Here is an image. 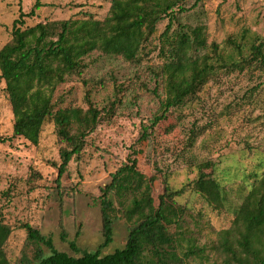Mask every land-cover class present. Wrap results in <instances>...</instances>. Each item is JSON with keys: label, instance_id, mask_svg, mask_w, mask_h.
Instances as JSON below:
<instances>
[{"label": "rangeland", "instance_id": "rangeland-1", "mask_svg": "<svg viewBox=\"0 0 264 264\" xmlns=\"http://www.w3.org/2000/svg\"><path fill=\"white\" fill-rule=\"evenodd\" d=\"M182 1L186 11L179 15V22L191 29L204 26L208 44L218 46L223 56L250 59L251 45L264 39V0ZM40 2L36 15L24 18V29L85 16L103 20L111 6V0ZM35 3L0 0V50L12 41L14 22L29 14ZM167 23L158 25L138 62L93 53L84 59L81 73L58 86L55 110L93 107L101 112L99 125L60 183L56 181L60 153L68 145L59 139L51 118L38 145L13 137L14 116L0 77V220L12 229L5 245L11 264H24V259L40 264L38 250L43 257L53 250L79 257L99 249L103 243L101 190L126 163L131 147L139 152V168L148 176L157 175L155 194H162L166 184L174 190L186 189L172 203L183 211V220L170 229L178 238L172 251L180 258L171 264H227L225 254L216 249L218 234L231 227L237 208L264 172V70L255 62L226 65L197 95L151 128L166 98L157 75L164 61L159 37ZM235 45L241 47L242 56ZM144 127L149 137L139 141ZM202 164H210L205 172L222 187L225 202L220 209L193 188ZM120 208L117 204L113 242L101 250L103 255L124 247L134 225L122 217ZM24 225L50 238L53 250L30 242ZM190 249L202 253L186 257ZM151 258L145 251L140 264H160Z\"/></svg>", "mask_w": 264, "mask_h": 264}, {"label": "trees", "instance_id": "trees-1", "mask_svg": "<svg viewBox=\"0 0 264 264\" xmlns=\"http://www.w3.org/2000/svg\"><path fill=\"white\" fill-rule=\"evenodd\" d=\"M182 3V0H111L103 20L85 16L24 29V18L35 16L42 7L40 0H36L32 11L14 22L12 41L0 50V77L5 82L14 116L13 137L38 145L45 122L53 120L59 139L69 147L60 153L57 183L73 158L82 152L86 138L96 130L101 112L93 107L86 111L76 107L55 110L54 94L69 77L85 69L84 59L93 53L138 62L158 25L168 21L159 37V54L164 61L157 75L162 78L166 98L162 101V114L155 117L151 128L166 119L170 110L197 95L226 65L242 67L255 62L264 70V39L251 45L250 59L223 56L218 46L208 44L204 26L191 29L179 22V15L186 11ZM235 48L242 56L241 47ZM203 51L208 52L202 54ZM147 130L144 127L139 141L148 139ZM131 149L126 163L101 190L100 248L79 257L71 256L53 250L50 238L24 225L30 242L45 244L53 250L47 257L38 250L36 257L40 264H140L145 251L151 253L152 262L153 259L160 264L180 262L172 251L178 238L170 229L181 223L183 211L172 203L186 189L174 190L166 184L162 194H155L157 175L144 173L139 168V152ZM209 166L200 165L193 188L211 206L220 209L225 197L218 181L205 172ZM117 204L121 206L122 217L134 225L124 247L103 255L101 250L113 242ZM11 233L12 229L0 220V264H11L5 252ZM72 249L77 251L74 244ZM216 249L225 254L227 264H264V172L237 208L231 227L219 232ZM200 253L202 250L190 249L186 257ZM24 264L29 261L24 259Z\"/></svg>", "mask_w": 264, "mask_h": 264}]
</instances>
